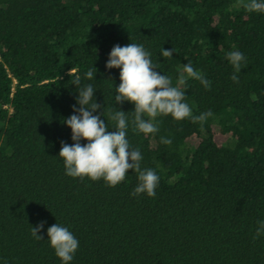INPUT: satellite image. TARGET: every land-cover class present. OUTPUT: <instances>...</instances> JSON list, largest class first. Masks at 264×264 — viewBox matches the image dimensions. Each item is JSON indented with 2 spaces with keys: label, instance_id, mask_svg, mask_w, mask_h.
Returning <instances> with one entry per match:
<instances>
[{
  "label": "trees",
  "instance_id": "trees-1",
  "mask_svg": "<svg viewBox=\"0 0 264 264\" xmlns=\"http://www.w3.org/2000/svg\"><path fill=\"white\" fill-rule=\"evenodd\" d=\"M131 42L173 84L188 62L212 81L208 90L192 79L182 86L194 116L213 113L206 121L161 116L147 136L128 128L142 168L160 176L154 198L130 195L131 170L109 187L66 176L57 158L62 143H73L62 120L78 107L80 87L97 89L94 114L110 131V108L134 110L115 105L119 69L105 67L114 46ZM162 48H173L172 58ZM233 50L247 58L239 84L226 60ZM92 65L97 76L87 79ZM259 220L264 15L237 0H0V264H61L32 237L40 222L44 240L57 222L75 234L72 264H264V237L253 239Z\"/></svg>",
  "mask_w": 264,
  "mask_h": 264
},
{
  "label": "clouds",
  "instance_id": "clouds-1",
  "mask_svg": "<svg viewBox=\"0 0 264 264\" xmlns=\"http://www.w3.org/2000/svg\"><path fill=\"white\" fill-rule=\"evenodd\" d=\"M238 6L248 13L264 15V0H237ZM175 50L162 48L160 56L172 58ZM226 60L233 69L231 80L239 84L241 70L246 67L247 58L239 50L229 51ZM106 69H119L118 86H114L116 104L127 102L134 106L131 119L128 113L118 110L115 106L107 113L108 120L114 122V130L110 131L106 119L95 115L101 105L96 102L94 94L97 89L90 83L79 88L76 94V105L73 115L63 119L62 124L71 130L72 144L62 143L57 158L63 164L64 174L70 178L91 181H103L109 187L121 184L131 170L137 173V184L130 195L139 197L145 195L154 198L160 183V176L151 168H142V153L132 148L127 138L128 128L144 135L158 133L157 118L171 116L176 121L190 119L193 122L206 121L212 112L194 116L192 109L185 100L186 85L189 79L199 81L208 90L210 81L200 70L194 68L191 62L182 65V74L176 84L172 78L157 71L158 66L152 60V54L141 43L131 42L126 46L116 45L112 48ZM97 69L92 67L85 73L87 79H92ZM77 78L74 85H79ZM104 107V105H103ZM105 118L104 110L102 109ZM107 121V120H106ZM86 141V143H81ZM161 143L171 144L169 138L162 137ZM30 226V225H29ZM44 229V222L35 227L30 226L32 237L37 241L46 242L54 250L61 264H72L79 248V240L66 226L55 223L47 229V239L38 235ZM264 237V220H259L255 227L253 239Z\"/></svg>",
  "mask_w": 264,
  "mask_h": 264
}]
</instances>
